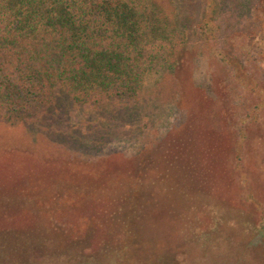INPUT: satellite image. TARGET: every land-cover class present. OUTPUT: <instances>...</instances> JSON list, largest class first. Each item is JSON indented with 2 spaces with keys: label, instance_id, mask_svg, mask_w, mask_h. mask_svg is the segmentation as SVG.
<instances>
[{
  "label": "rangeland",
  "instance_id": "obj_1",
  "mask_svg": "<svg viewBox=\"0 0 264 264\" xmlns=\"http://www.w3.org/2000/svg\"><path fill=\"white\" fill-rule=\"evenodd\" d=\"M155 1L178 75L138 127L73 156L0 122V264H264V0Z\"/></svg>",
  "mask_w": 264,
  "mask_h": 264
},
{
  "label": "trees",
  "instance_id": "obj_2",
  "mask_svg": "<svg viewBox=\"0 0 264 264\" xmlns=\"http://www.w3.org/2000/svg\"><path fill=\"white\" fill-rule=\"evenodd\" d=\"M170 29L177 25L155 0H0L1 124L35 128L49 148L73 156L106 147L161 100L162 77L176 86ZM159 42L162 54L147 50ZM147 77H156L150 86ZM86 108L97 119L94 136L71 121ZM152 260L131 264H180Z\"/></svg>",
  "mask_w": 264,
  "mask_h": 264
}]
</instances>
